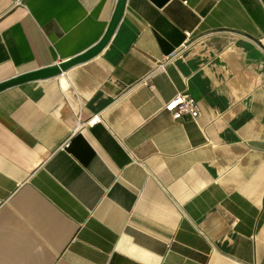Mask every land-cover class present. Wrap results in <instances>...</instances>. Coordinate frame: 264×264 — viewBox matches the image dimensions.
Instances as JSON below:
<instances>
[{
    "label": "crops",
    "instance_id": "obj_1",
    "mask_svg": "<svg viewBox=\"0 0 264 264\" xmlns=\"http://www.w3.org/2000/svg\"><path fill=\"white\" fill-rule=\"evenodd\" d=\"M117 2L0 0V83ZM0 264H264V1L127 0L1 90Z\"/></svg>",
    "mask_w": 264,
    "mask_h": 264
},
{
    "label": "water",
    "instance_id": "obj_2",
    "mask_svg": "<svg viewBox=\"0 0 264 264\" xmlns=\"http://www.w3.org/2000/svg\"><path fill=\"white\" fill-rule=\"evenodd\" d=\"M126 2L127 0H118L117 5L115 7L114 14L112 16L111 21L109 22V25L107 27L105 34L103 35L101 40H99V42L95 44L93 47L83 52L82 54H79L73 58H70L69 60L59 62L51 66L24 72L6 81H3L0 83V91L10 86L19 85V84L30 82V81L49 79V78L59 76L63 74L65 71L72 68L73 66L78 65L80 63H84L94 58L95 56L99 55L103 51V49L108 45L109 41L111 40L123 16V13L125 11Z\"/></svg>",
    "mask_w": 264,
    "mask_h": 264
},
{
    "label": "built area",
    "instance_id": "obj_3",
    "mask_svg": "<svg viewBox=\"0 0 264 264\" xmlns=\"http://www.w3.org/2000/svg\"><path fill=\"white\" fill-rule=\"evenodd\" d=\"M166 108L170 110L175 118H181L184 114H190L193 118L199 115L197 102L187 95H179L167 102Z\"/></svg>",
    "mask_w": 264,
    "mask_h": 264
}]
</instances>
